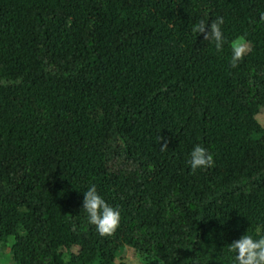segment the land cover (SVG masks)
I'll return each instance as SVG.
<instances>
[{
    "label": "trees",
    "instance_id": "1",
    "mask_svg": "<svg viewBox=\"0 0 264 264\" xmlns=\"http://www.w3.org/2000/svg\"><path fill=\"white\" fill-rule=\"evenodd\" d=\"M261 13L264 0H0V246L14 238L18 264H231L232 240L264 233ZM217 16L221 51L190 31ZM196 144L215 164L193 173ZM92 184L121 213L111 235L87 223Z\"/></svg>",
    "mask_w": 264,
    "mask_h": 264
},
{
    "label": "clouds",
    "instance_id": "2",
    "mask_svg": "<svg viewBox=\"0 0 264 264\" xmlns=\"http://www.w3.org/2000/svg\"><path fill=\"white\" fill-rule=\"evenodd\" d=\"M260 19L264 20V13H261ZM224 23L222 16L211 19L210 23L209 19L202 18L193 23L190 31L202 36L204 41L214 43L215 49L221 51L226 43ZM230 52V64L236 67L249 52L247 39L245 37L234 39L230 45ZM163 147H166V144ZM186 162L193 173L211 168L215 164L213 154L203 144H196L191 148ZM82 209L86 214L87 223L94 226L100 236L113 234L120 224V211L104 199L95 184L83 191ZM228 246L229 252L233 253L231 264H264V233L259 230L255 234L246 231L238 239L232 240ZM138 264H143V261L139 260Z\"/></svg>",
    "mask_w": 264,
    "mask_h": 264
},
{
    "label": "rangeland",
    "instance_id": "3",
    "mask_svg": "<svg viewBox=\"0 0 264 264\" xmlns=\"http://www.w3.org/2000/svg\"><path fill=\"white\" fill-rule=\"evenodd\" d=\"M258 119L264 125V113L259 114ZM13 241L14 238H11L6 245L0 246V264H18L13 258ZM124 256L126 257V259L132 262L137 260V256L134 254V252L132 253L128 249L124 252Z\"/></svg>",
    "mask_w": 264,
    "mask_h": 264
}]
</instances>
